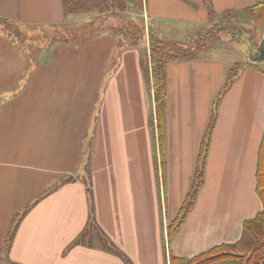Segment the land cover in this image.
<instances>
[{"label":"crops","instance_id":"0c3cea01","mask_svg":"<svg viewBox=\"0 0 264 264\" xmlns=\"http://www.w3.org/2000/svg\"><path fill=\"white\" fill-rule=\"evenodd\" d=\"M137 1L101 0V37L80 45L30 50L0 31V264H182L238 242L262 211L264 67L242 66L223 92L225 59L168 61L160 138L138 44L102 30L141 14L148 51L149 35L181 42L256 0ZM0 19L67 23L62 0H0ZM205 140L203 184L171 234Z\"/></svg>","mask_w":264,"mask_h":264},{"label":"rangeland","instance_id":"374dc122","mask_svg":"<svg viewBox=\"0 0 264 264\" xmlns=\"http://www.w3.org/2000/svg\"><path fill=\"white\" fill-rule=\"evenodd\" d=\"M132 5L137 7L138 1L132 0ZM101 8L92 7L85 12H74L67 18L66 25L55 27H37L25 28L0 19V31L9 38L17 39L19 44L27 46L30 50L34 47L49 45L50 41H59L68 38L74 45H80L84 39L90 40L101 37ZM140 13V9H135ZM231 15H219L215 20V24L211 23L206 30L195 32L193 37L185 36L175 42L184 48L195 47L196 44L201 45V37H207V45L202 49L192 53L194 56H214L223 58L230 63L229 69L231 74H235L242 66L253 64L249 58V53L253 46H257L264 38V23L259 22L256 18L246 11L232 10ZM141 14H131L125 19V24H121L122 17L111 16L105 18L104 32L113 31V26L122 30L121 34L117 33L120 38L121 46H130L137 42L142 52V61L144 67L145 54L148 52L145 46L146 42V25L143 23ZM116 20V21H115ZM123 25V26H122ZM125 28V31L123 30ZM123 32L128 34L123 36ZM191 37V38H190ZM203 43V41H202ZM259 66L264 67V60L257 62ZM93 227V226H92ZM91 228V227H90ZM89 228V229H90ZM84 236H87V232Z\"/></svg>","mask_w":264,"mask_h":264},{"label":"trees","instance_id":"16d2710c","mask_svg":"<svg viewBox=\"0 0 264 264\" xmlns=\"http://www.w3.org/2000/svg\"><path fill=\"white\" fill-rule=\"evenodd\" d=\"M63 10L66 19L70 16L72 11L85 12L92 7L101 8V0H62ZM101 11V9H100ZM250 15L254 16L257 21L264 23V0H256V4L247 10ZM211 14V12H210ZM225 15H231V12L225 13ZM213 14H211V17ZM103 19V18H102ZM113 29L121 34L122 30L118 27ZM121 32H120V31ZM118 35V34H117ZM123 36L127 37L128 34L123 32ZM130 39L129 37H127ZM59 41H69L65 38ZM88 41L84 39V42ZM203 41V43H202ZM72 43V42H71ZM80 43V44H82ZM121 43V41H120ZM137 42L130 46H134ZM207 45V37H201V45L196 44L192 48H184L179 44L172 41L160 40L153 35H149L148 38V52L145 54V63L147 77L150 78L154 91L155 112L157 118V128L159 137H164V113H165V97H166V81H165V65L168 61L186 60L194 57L195 51H198ZM143 55H141L142 57ZM144 66V65H143ZM235 74H229L225 84V92L231 83ZM222 96V94H221ZM212 128V121L207 131V138L209 131ZM207 150V140L203 143V148L199 155L198 164L196 166L195 175L191 189L187 195V199L181 209L180 216L173 222L171 226V234L179 228L183 216L188 212L193 204L196 193L203 184L205 158ZM257 194L263 202V209L259 212L255 218L247 220L243 224V234L241 239L234 244L220 245L211 250L200 254L189 261L182 260V264H264V142L261 146L259 153V163L257 167ZM92 211V208H91ZM92 226H95L94 218L91 215L89 224L85 229V232ZM90 228V229H91ZM89 229V230H90ZM85 232L81 235V239L85 236Z\"/></svg>","mask_w":264,"mask_h":264},{"label":"water","instance_id":"95a60500","mask_svg":"<svg viewBox=\"0 0 264 264\" xmlns=\"http://www.w3.org/2000/svg\"><path fill=\"white\" fill-rule=\"evenodd\" d=\"M260 49L264 51V38L260 42ZM249 58L252 62L257 63L264 60V56L262 57H252V51L249 53Z\"/></svg>","mask_w":264,"mask_h":264},{"label":"flooded vegetation","instance_id":"af4514ba","mask_svg":"<svg viewBox=\"0 0 264 264\" xmlns=\"http://www.w3.org/2000/svg\"><path fill=\"white\" fill-rule=\"evenodd\" d=\"M252 57H262L264 56V51L260 49V42L257 46L251 48Z\"/></svg>","mask_w":264,"mask_h":264}]
</instances>
